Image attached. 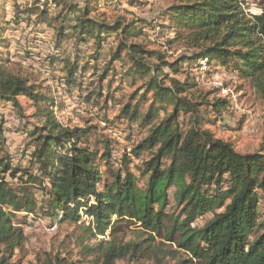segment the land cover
I'll return each mask as SVG.
<instances>
[{
  "label": "trees",
  "instance_id": "trees-1",
  "mask_svg": "<svg viewBox=\"0 0 264 264\" xmlns=\"http://www.w3.org/2000/svg\"><path fill=\"white\" fill-rule=\"evenodd\" d=\"M11 1L0 0V106L12 105L20 119L36 121L30 131L27 124L25 132L33 140L34 166L41 175L29 174L26 187L6 179L7 174L14 180L22 173L20 181L28 173L12 165L0 130V264H13L16 252L24 248L26 236L15 220L38 206L32 187L39 181L53 221L77 222L83 209L93 219L87 229L93 239L106 237L110 231L109 240L101 239L92 248L105 264L129 255L150 256L160 263L161 254L169 252L176 264H264V155H243L216 137L211 128L223 122L229 101L201 99L195 82L175 79L184 72V62L195 64L201 59L208 68L238 73L264 95V9L250 15L243 9L245 0H179L161 17L162 24L146 27L124 20L108 24L92 17L98 16L104 0H85L82 6L76 4L80 0H46L42 9L26 10L28 23L33 19L46 22L51 16L49 3L60 10L48 21L56 30L57 43L65 39L67 30L80 43L95 39L98 47L105 38L119 40L112 48L110 64L122 63V77L131 87L143 80L119 117L130 128L149 129L133 151L136 158L147 157L141 166L132 168L126 153L115 167L114 141L101 135L97 126H64L55 116L53 94L7 73L10 39L3 35L11 21L4 26L1 21L4 14L9 15ZM129 3L134 5L135 0ZM12 6L14 22L19 24L25 10ZM146 28L168 45L179 40L201 52L168 63L160 52L149 49L151 37ZM77 67L69 70L68 88L77 85ZM105 78L106 73L86 95L85 103L95 109L100 106L94 97L102 100ZM148 96H153L151 102ZM22 99L32 104L30 115L24 112ZM207 108L211 111L203 114ZM173 206L178 214L167 211ZM199 218H205L204 224L197 223ZM122 223L138 225L149 239L122 244L116 237ZM158 239L170 245L161 248ZM181 252L190 257H179ZM36 264L68 263L56 256Z\"/></svg>",
  "mask_w": 264,
  "mask_h": 264
},
{
  "label": "rangeland",
  "instance_id": "rangeland-1",
  "mask_svg": "<svg viewBox=\"0 0 264 264\" xmlns=\"http://www.w3.org/2000/svg\"><path fill=\"white\" fill-rule=\"evenodd\" d=\"M104 1L100 5L98 16L93 15L92 17L104 19L108 24L124 20L126 23H141L144 27L148 23L162 24L164 21L161 17H165V12L170 7L179 4V0H135L134 5H131L129 0ZM46 2V0H13L8 4L7 9H10V13L6 16L4 14L1 21L3 26L8 20L11 21V24L7 26V32H4L3 35V38L10 39V56L9 62L6 63L7 73L26 79L31 85H38L42 91H46L51 96L53 94L57 99L54 109L55 116L64 126L73 129L95 125L100 134L102 133L101 135L113 139L115 151L112 157L113 160H117L115 167H118L120 163L118 161H121V156L123 157L125 153L133 161L132 168L136 165L141 166L142 159L147 155L136 158L133 151L147 137L149 129L139 130L137 126L130 128L127 120L119 116L123 107L131 102L130 96L142 85L143 80H140L135 87H131L128 81L122 77V63L118 61L110 64L111 51L119 43L117 38H105L106 40L98 47L95 39L80 43L73 31L67 30L65 39L57 43L56 30L50 26L48 21L60 10L56 9L52 3H49L51 16L47 18L46 22L39 23L37 19H33L32 23H28L27 15H25L26 10L30 7L42 9ZM84 2L85 0H80L76 4L82 6ZM14 4L25 10L19 24L14 22L11 13ZM243 9L247 14L259 15L264 9V0H245ZM36 15L38 16V12ZM145 31L151 37L149 49L160 52L168 63L195 57L201 52L188 47L179 40L168 45L165 39L156 38L151 29L146 28ZM152 60L154 61L155 58L153 57ZM77 64L78 67L74 74L77 85L68 88L65 81L69 70ZM183 65L184 72L175 76V79L181 82H195L197 85L196 94L201 99L209 102L224 99L230 103L229 110L223 114V122L219 123L217 127L211 128L216 137L231 143L234 149L243 155H264V95L261 91L241 79L238 73L221 68H208L205 60L199 59L195 64L184 62ZM166 70L168 71V68ZM105 73L103 98L98 100L94 97L100 106L95 109L94 106L85 103L86 95L96 89L101 76ZM44 85L48 89L45 90ZM167 85L170 86L171 83L168 82ZM152 97L148 96L149 102ZM21 102L24 112L30 115L34 111L30 109L32 104L23 99ZM3 105V107L0 106V130L5 137L4 147L12 155V165L19 166L23 170H27L28 173L20 181H18V177H21L22 173H18L14 180L7 174L6 179L10 183L18 182L21 186L26 187L29 174L38 177L41 175L37 166H34L33 140L28 132H25L26 125L30 124L27 127V131H30L36 121L20 119L18 109L9 104ZM147 108L148 106L143 107L142 111H147ZM210 111L211 109L208 108L207 110L202 109L203 114ZM182 126L184 125L182 124ZM102 170L105 171L104 168ZM40 191V181L33 183L32 192L35 193L38 206L32 212L19 214L15 220L17 226L24 230L26 240L24 248L16 252L12 263L36 264L38 261L50 257L61 256L67 260L68 264H105L92 252V248L101 239L109 240L110 231H107L106 237L93 239L91 232L87 230L89 226L93 225V219L86 216L83 209L79 212L80 220L77 222L58 223L53 221L52 217L48 215L51 211L47 208V202ZM167 211L179 213L174 206ZM204 221H206L205 218H199L197 223L204 224ZM120 227L121 231L116 237L122 244L149 239L148 234L138 225L122 223ZM158 242L163 243L160 247L164 249L166 245H170L161 239H158ZM179 257L190 256L181 252ZM160 260L161 262L157 263L150 256L133 258L129 255L114 261V264L177 263L170 252L161 254Z\"/></svg>",
  "mask_w": 264,
  "mask_h": 264
}]
</instances>
